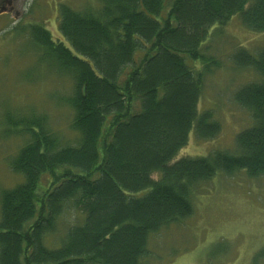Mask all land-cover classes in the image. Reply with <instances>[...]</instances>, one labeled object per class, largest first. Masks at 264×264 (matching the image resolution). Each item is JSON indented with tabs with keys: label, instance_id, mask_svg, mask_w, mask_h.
Returning <instances> with one entry per match:
<instances>
[{
	"label": "trees",
	"instance_id": "1",
	"mask_svg": "<svg viewBox=\"0 0 264 264\" xmlns=\"http://www.w3.org/2000/svg\"><path fill=\"white\" fill-rule=\"evenodd\" d=\"M96 1L59 4L61 38L37 22L22 29L72 78L77 142H62L39 115H8L7 135L25 138L11 160L23 180L1 192L0 264H142L149 236L192 213L199 184L264 174V44L228 52L234 67L258 75L234 92L251 116L235 147L175 160L192 130L220 131L212 110L198 108L206 75L223 64L214 35L235 15L264 32V0ZM64 221L59 244H47ZM262 257L264 247L253 264Z\"/></svg>",
	"mask_w": 264,
	"mask_h": 264
},
{
	"label": "rangeland",
	"instance_id": "2",
	"mask_svg": "<svg viewBox=\"0 0 264 264\" xmlns=\"http://www.w3.org/2000/svg\"><path fill=\"white\" fill-rule=\"evenodd\" d=\"M60 3L82 10L98 6L96 0H14L18 13L8 10L0 14V197L3 189L23 180L13 170L11 160L25 138L14 133L7 135L8 120H17L23 113L29 117L39 115L62 142H77L70 126L73 111L67 102L72 94V78L58 70L50 59L40 57L29 31L22 30L37 22L49 29L54 38H61L57 17ZM215 28L210 29L209 40ZM214 36L222 38L215 47L223 64L206 75L198 108L199 112L212 110L213 118L220 122V131L212 138H201L192 130L175 160L207 155L218 148L230 151L235 147L236 134L251 122L249 113L236 103L234 92L258 75L250 68L234 67L228 52L237 44L250 48L263 45L264 32L247 28L235 15L226 30ZM64 218L72 220L70 213ZM66 221L47 235V244H59ZM263 247L264 174L250 176L237 170L219 173L199 184L193 194L192 213L149 236L142 264H253ZM257 262L264 264V257Z\"/></svg>",
	"mask_w": 264,
	"mask_h": 264
},
{
	"label": "flooded vegetation",
	"instance_id": "3",
	"mask_svg": "<svg viewBox=\"0 0 264 264\" xmlns=\"http://www.w3.org/2000/svg\"><path fill=\"white\" fill-rule=\"evenodd\" d=\"M14 0H0V9H6L0 12L1 13H6L8 10H11L12 13H18V11L14 8Z\"/></svg>",
	"mask_w": 264,
	"mask_h": 264
},
{
	"label": "water",
	"instance_id": "4",
	"mask_svg": "<svg viewBox=\"0 0 264 264\" xmlns=\"http://www.w3.org/2000/svg\"><path fill=\"white\" fill-rule=\"evenodd\" d=\"M3 10H6V9H4V8L3 9H0V12L3 11Z\"/></svg>",
	"mask_w": 264,
	"mask_h": 264
}]
</instances>
